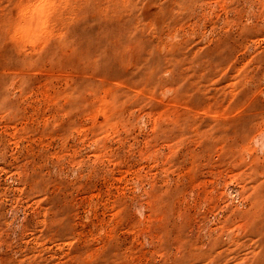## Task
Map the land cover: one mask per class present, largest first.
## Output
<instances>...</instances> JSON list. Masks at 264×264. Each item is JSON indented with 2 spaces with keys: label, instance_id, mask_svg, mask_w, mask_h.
Segmentation results:
<instances>
[{
  "label": "rangeland",
  "instance_id": "374dc122",
  "mask_svg": "<svg viewBox=\"0 0 264 264\" xmlns=\"http://www.w3.org/2000/svg\"><path fill=\"white\" fill-rule=\"evenodd\" d=\"M0 264H264V0H0Z\"/></svg>",
  "mask_w": 264,
  "mask_h": 264
}]
</instances>
